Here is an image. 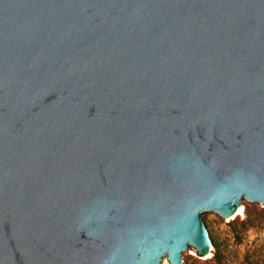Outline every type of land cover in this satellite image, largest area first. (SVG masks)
Instances as JSON below:
<instances>
[{
  "label": "water",
  "instance_id": "water-1",
  "mask_svg": "<svg viewBox=\"0 0 264 264\" xmlns=\"http://www.w3.org/2000/svg\"><path fill=\"white\" fill-rule=\"evenodd\" d=\"M264 203V0H0V264H184Z\"/></svg>",
  "mask_w": 264,
  "mask_h": 264
},
{
  "label": "rangeland",
  "instance_id": "rangeland-1",
  "mask_svg": "<svg viewBox=\"0 0 264 264\" xmlns=\"http://www.w3.org/2000/svg\"><path fill=\"white\" fill-rule=\"evenodd\" d=\"M210 235L219 243L222 257L202 259L192 249L184 264H264V203L226 223L219 216L205 218Z\"/></svg>",
  "mask_w": 264,
  "mask_h": 264
},
{
  "label": "trees",
  "instance_id": "trees-1",
  "mask_svg": "<svg viewBox=\"0 0 264 264\" xmlns=\"http://www.w3.org/2000/svg\"><path fill=\"white\" fill-rule=\"evenodd\" d=\"M211 240H212V243H213V246H214V252H213V257L216 259V260H220L221 257H222V249L219 245V243L216 241V239L211 235Z\"/></svg>",
  "mask_w": 264,
  "mask_h": 264
},
{
  "label": "bare ground",
  "instance_id": "bare-ground-1",
  "mask_svg": "<svg viewBox=\"0 0 264 264\" xmlns=\"http://www.w3.org/2000/svg\"><path fill=\"white\" fill-rule=\"evenodd\" d=\"M194 249V248H193ZM164 264H166L165 262H164Z\"/></svg>",
  "mask_w": 264,
  "mask_h": 264
}]
</instances>
